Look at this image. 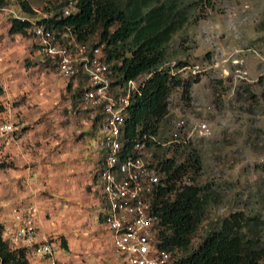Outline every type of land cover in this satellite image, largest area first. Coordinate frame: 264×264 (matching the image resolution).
<instances>
[{
	"label": "rangeland",
	"instance_id": "374dc122",
	"mask_svg": "<svg viewBox=\"0 0 264 264\" xmlns=\"http://www.w3.org/2000/svg\"><path fill=\"white\" fill-rule=\"evenodd\" d=\"M179 1L191 20L174 36L173 59L162 68L197 82L185 96L181 89L171 94L154 138L160 148L149 152L178 163L196 152L197 182L211 185L220 199L194 235V248L210 224L230 213L264 223V0ZM21 3L34 12L30 20L57 7L56 0H0V126L12 124L10 132L0 130L2 238L16 214L32 208L59 264H121L98 216L106 203L91 187L96 162L78 175L70 171V155L86 151L97 131L95 111L77 97L85 80L61 79L28 31L9 33L13 19L30 17ZM178 62L188 65L176 71Z\"/></svg>",
	"mask_w": 264,
	"mask_h": 264
},
{
	"label": "trees",
	"instance_id": "16d2710c",
	"mask_svg": "<svg viewBox=\"0 0 264 264\" xmlns=\"http://www.w3.org/2000/svg\"><path fill=\"white\" fill-rule=\"evenodd\" d=\"M75 1V10L64 17L65 3L56 0L57 7L49 9L48 19L40 22L57 33L71 34L78 43L102 47L118 84L149 75L127 109L125 135L128 140L143 135L155 138L159 124L168 114L171 94L181 89L185 96L197 82L172 74L169 67L162 68L173 59L169 46L174 36L191 20L189 6L179 0L158 4L153 0ZM21 4L30 17L13 19L10 34H22L30 27L34 12L26 3ZM260 28L264 30V21ZM187 65L178 62L173 69L181 70ZM83 91L82 88L77 92L79 101ZM249 98L258 101L254 94ZM261 100L264 102V91ZM94 121L97 130L99 116ZM152 146L158 147V143L150 142L149 147ZM177 149L174 153H178ZM149 155L161 180L153 204L159 222L157 237L162 247L179 253L177 264H264V223L257 215L230 213L210 224L206 236L193 248L194 235L220 199L211 185L197 182L201 165L196 152L191 150L181 163L174 157L160 158L156 152ZM2 234L0 224V264H29L26 251L10 248Z\"/></svg>",
	"mask_w": 264,
	"mask_h": 264
},
{
	"label": "built area",
	"instance_id": "2783aa9c",
	"mask_svg": "<svg viewBox=\"0 0 264 264\" xmlns=\"http://www.w3.org/2000/svg\"><path fill=\"white\" fill-rule=\"evenodd\" d=\"M57 1L65 3L64 17L75 10V0ZM42 19H48V15L29 20L28 32L38 53L55 66L61 79L68 81L81 76L85 80L82 103L99 116L91 148L101 155L97 180L106 203L101 220L110 233L119 261L177 264L179 253L162 247L157 237L159 222L153 204L161 180L149 158V144L156 141L147 135L128 140L125 135L127 109L149 75L118 84L102 47L78 43L69 33L50 30L40 22ZM0 130L10 132L12 124H2ZM4 235L8 245L24 249L28 259L59 264L56 247L38 231L32 208L17 213Z\"/></svg>",
	"mask_w": 264,
	"mask_h": 264
},
{
	"label": "crops",
	"instance_id": "0c3cea01",
	"mask_svg": "<svg viewBox=\"0 0 264 264\" xmlns=\"http://www.w3.org/2000/svg\"><path fill=\"white\" fill-rule=\"evenodd\" d=\"M95 133H96V131H95ZM95 133H94V135H95ZM81 148L82 147H80L78 149V151H74V153H72L70 155L72 158H74L73 160H71L74 168H71L70 171L72 172V176L74 174H77L78 175V171L80 169H84L85 168V164H88L89 161L94 160L93 162H96V165H95L96 167L94 168V170H96V173L93 176V181H92V178H91V184H92L91 187H92L93 193H96L97 191L100 190L99 189V185H98V180H97V173H98V169H99V162H100V159H101V155L99 153H98L99 155L98 154L97 155L95 154V151L91 148V141H89L88 144H86V151L83 150V148L81 150ZM93 183H95L97 185L95 186ZM98 214H99V211H98ZM98 216H99L100 221L102 222V220H101V214H99ZM34 219H35V222H36L35 214H34ZM102 225H103L104 229L106 230V232L108 233V237H109V239L111 241L110 233L108 232V230L104 226L103 222H102ZM36 226H37V224H36ZM111 245H112V241H111ZM112 248H113V245H112ZM113 250H114V248H113ZM114 252H115V250H114ZM33 262H34V264H40V262H37V261H33Z\"/></svg>",
	"mask_w": 264,
	"mask_h": 264
}]
</instances>
